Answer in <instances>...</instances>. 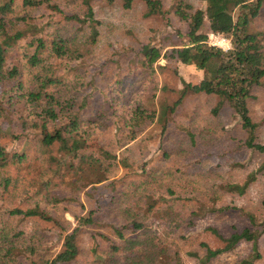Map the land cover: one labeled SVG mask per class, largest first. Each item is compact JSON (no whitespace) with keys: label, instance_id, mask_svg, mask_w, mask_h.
<instances>
[{"label":"trees","instance_id":"trees-1","mask_svg":"<svg viewBox=\"0 0 264 264\" xmlns=\"http://www.w3.org/2000/svg\"><path fill=\"white\" fill-rule=\"evenodd\" d=\"M141 1L144 18L171 15L185 24L190 39L165 54L154 44L144 45L143 66L153 70L165 59L193 66L201 78L193 87L179 76L184 86L180 98L172 106L161 105L159 112L145 108L150 102L124 106L126 124L116 123L117 136L108 139L110 126L98 127L100 117H84L90 105L80 94L87 84L77 70L80 64L90 65L100 48L103 22L97 5L103 11L119 4L126 11L137 0H0V264L75 263L84 229L95 225L104 211L116 221L112 229L117 240L94 249L93 264H167L168 249L150 234L157 223L172 233L183 227L179 193L171 188L163 192L144 165L136 172L139 183L115 177L120 165H135L131 145L143 127L157 118L165 133L169 115L189 94L219 97L220 105L227 104L249 134L247 146L264 155L249 108L253 88L264 80V31L251 30L264 0H198V6L195 0ZM206 28L230 39L232 49L212 46ZM62 68L73 69L76 86H64ZM95 130L104 142L92 151L87 137ZM254 179L252 175L243 185L226 189L243 195ZM118 183L130 188L118 195ZM104 193L110 201L102 207ZM66 213L74 217L75 226ZM249 217L262 230L246 228L225 238L211 229L225 246L213 250L204 244L207 251L199 264L211 263L242 242L256 244L264 234V221ZM254 253L240 264H255L261 256L256 247Z\"/></svg>","mask_w":264,"mask_h":264},{"label":"rangeland","instance_id":"rangeland-1","mask_svg":"<svg viewBox=\"0 0 264 264\" xmlns=\"http://www.w3.org/2000/svg\"><path fill=\"white\" fill-rule=\"evenodd\" d=\"M195 5L200 2L195 0ZM101 9L102 5H97L98 19L103 22L99 51L90 65L80 64L77 72L84 74L87 84L80 94V100L90 105L84 117L94 121L100 117L96 119L98 127L100 124L111 127L109 139L117 136H114L116 123L119 127L126 124L122 113L124 106L132 109L138 103L150 102L145 108L159 112L161 105L172 106L180 98L184 86L179 76L194 87L200 82L201 75L193 66L169 63L165 59L156 63L153 70L143 66L141 49L144 45L154 44L165 54L173 45L189 43L185 24L173 16L146 19L141 0H137L131 10L122 11L119 4L116 8ZM251 30L264 31V8ZM205 31L212 39L226 38L222 35L212 37L208 28ZM60 71L66 79L64 86L77 85L73 69L62 68ZM251 96L249 108L257 125V142L264 144V80L262 85L253 88ZM220 102L215 95H187L169 115L165 133L162 134L157 118L143 127L140 137L130 144V157L135 165L132 169L120 165L115 177L126 182L135 181L136 172L144 165L163 192L171 188L179 193L181 198L177 207L183 216V227L172 233L165 224L157 223L150 234L161 248L168 249L167 264H199L206 255L204 244L213 250L223 248L224 242L211 229L225 238L246 228L262 230L259 225L253 227L249 216L254 215L258 223L264 221V171L261 170L264 155L247 146L249 134L234 111L227 104L221 106ZM87 138L92 151L104 142L103 135L96 130ZM122 150L118 153L120 157ZM252 175L255 179L245 194L227 191V185H243ZM117 187L118 195L130 188L120 183ZM107 195L104 193L103 198ZM81 196L87 206L86 195ZM109 201L110 197L101 200V206L105 207ZM106 214L107 211L100 212L97 223L84 229L80 239L81 255L73 264H93L94 249L108 248L117 240L112 229L116 221ZM65 218L75 226L70 213H66ZM180 232L184 234L179 235ZM255 247L261 256L255 264H264V234L256 244L242 242L208 264H240L255 254Z\"/></svg>","mask_w":264,"mask_h":264},{"label":"built area","instance_id":"built-area-1","mask_svg":"<svg viewBox=\"0 0 264 264\" xmlns=\"http://www.w3.org/2000/svg\"><path fill=\"white\" fill-rule=\"evenodd\" d=\"M216 36L215 34H213L212 37ZM209 42L212 46L221 48L224 51H229L232 49V44L230 39H226V38H222L220 37L221 41H218L219 39H216V37H214L213 39H215L216 41H218L217 43L215 42V40H213L210 36H209Z\"/></svg>","mask_w":264,"mask_h":264}]
</instances>
